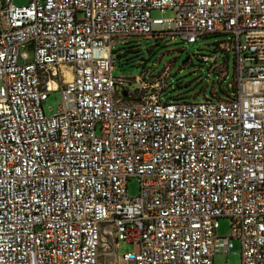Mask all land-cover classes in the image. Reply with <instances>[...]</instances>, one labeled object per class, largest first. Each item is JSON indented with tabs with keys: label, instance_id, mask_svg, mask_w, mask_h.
I'll list each match as a JSON object with an SVG mask.
<instances>
[{
	"label": "built area",
	"instance_id": "2783aa9c",
	"mask_svg": "<svg viewBox=\"0 0 264 264\" xmlns=\"http://www.w3.org/2000/svg\"><path fill=\"white\" fill-rule=\"evenodd\" d=\"M210 35L236 59L227 98L113 74L122 39ZM233 239L264 264V0H0V264H215Z\"/></svg>",
	"mask_w": 264,
	"mask_h": 264
},
{
	"label": "rangeland",
	"instance_id": "374dc122",
	"mask_svg": "<svg viewBox=\"0 0 264 264\" xmlns=\"http://www.w3.org/2000/svg\"><path fill=\"white\" fill-rule=\"evenodd\" d=\"M16 5H26L30 0H13ZM154 16L172 17L171 10H154ZM229 39L228 35H210L194 43L182 40L179 36H168L160 39L133 37L122 39L115 43L113 49L117 56L115 70L116 77L134 78L146 75L150 79L163 76L166 85L163 89L162 100L201 102L205 97L218 100L229 97L233 92L236 59L233 52L228 53L219 49V42ZM198 54H208L218 57L216 62L204 63ZM186 58H189L187 61ZM223 66V71L216 69ZM227 74V76H226ZM125 87L132 90L139 88V84L125 83ZM143 96L145 94H142ZM218 95V96H217ZM62 90H55L43 102L47 116L56 115L62 105ZM140 191L137 178L128 181V193L136 197ZM217 235L229 237L232 232L230 217H221ZM233 248L229 254L224 251L215 254V264H242V244L239 239H233ZM135 245L127 241H120L118 255L134 251ZM103 252V251H101ZM116 253L99 254L98 261L109 263L114 261Z\"/></svg>",
	"mask_w": 264,
	"mask_h": 264
},
{
	"label": "water",
	"instance_id": "95a60500",
	"mask_svg": "<svg viewBox=\"0 0 264 264\" xmlns=\"http://www.w3.org/2000/svg\"><path fill=\"white\" fill-rule=\"evenodd\" d=\"M188 59H189V58H186L185 61H187ZM122 95H123L124 97H127V96H128V93H127V92H123Z\"/></svg>",
	"mask_w": 264,
	"mask_h": 264
},
{
	"label": "trees",
	"instance_id": "16d2710c",
	"mask_svg": "<svg viewBox=\"0 0 264 264\" xmlns=\"http://www.w3.org/2000/svg\"><path fill=\"white\" fill-rule=\"evenodd\" d=\"M115 52V51H114ZM117 57V56H116ZM201 60V59H200ZM202 61V60H201ZM216 69H219V71H223V69L221 68H216ZM218 96V95H217ZM206 98V97H205Z\"/></svg>",
	"mask_w": 264,
	"mask_h": 264
}]
</instances>
